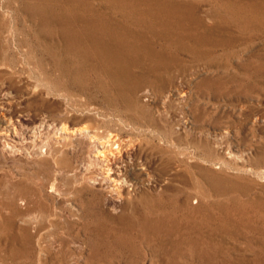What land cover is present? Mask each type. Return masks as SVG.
<instances>
[{"label": "rangeland", "instance_id": "1", "mask_svg": "<svg viewBox=\"0 0 264 264\" xmlns=\"http://www.w3.org/2000/svg\"><path fill=\"white\" fill-rule=\"evenodd\" d=\"M0 264H264V0H0Z\"/></svg>", "mask_w": 264, "mask_h": 264}, {"label": "bare ground", "instance_id": "2", "mask_svg": "<svg viewBox=\"0 0 264 264\" xmlns=\"http://www.w3.org/2000/svg\"><path fill=\"white\" fill-rule=\"evenodd\" d=\"M41 1V0H40ZM146 1V0H145ZM144 2V1H143ZM142 2V3H143ZM150 2V1H149ZM148 2V3H149ZM261 2V1H260ZM41 3V2H40ZM151 3V2H150ZM46 4H48V3H46ZM152 5V4H151ZM92 6V5H91ZM147 7V6H146ZM149 7V6H148ZM147 7V8H148ZM152 7H153V5H152ZM151 9V8H150ZM210 9V8H209ZM153 10V9H152ZM151 10V11H152ZM146 12H144V13H147L148 14V10H145ZM191 11V10H190ZM57 15V14H56ZM82 16V15H81ZM117 16V15H116ZM150 16V15H149ZM165 16V15H164ZM151 17V16H150ZM81 18V17H80ZM49 20V19H48ZM189 22V21H188ZM98 23V22H97ZM148 23V22H147ZM93 24V23H92ZM185 25V24H184ZM77 26V25H76ZM73 29V28H72ZM44 32V31H43ZM237 32V31H236ZM97 33V32H96ZM107 33V32H106ZM71 34H73V33H71ZM75 34V33H74ZM83 34H84V32H83ZM160 34V33H159ZM35 35V34H34ZM81 35V34H80ZM79 35V36H80ZM97 35V34H96ZM73 36V35H72ZM71 36V37H72ZM84 36V35H83ZM83 36H81L79 39L81 40V38L83 37ZM91 36V35H90ZM116 36V35H115ZM134 35H132V37H133ZM70 37V38H71ZM85 37V36H84ZM92 38H93V36H91ZM91 37H87V39L88 38H90V40H91ZM95 37H97V36H95ZM114 37V36H113ZM117 37H118V35H117ZM120 37H121V35H120ZM73 39H75L74 37H72ZM98 38V37H97ZM119 38V37H118ZM68 39H69V37H68ZM83 39V38H82ZM112 40H113V38H111ZM114 39H116V37H114ZM121 38H119V40H120ZM84 40V39H83ZM103 40V39H102ZM101 40V41H102ZM164 40V39H163ZM185 40V39H184ZM76 41H78V39L76 40ZM75 41V42H76ZM115 41V40H114ZM123 41H126L125 39L123 40ZM69 42V41H68ZM71 42V41H70ZM69 42V43H70ZM80 42V41H79ZM78 42V43H79ZM81 42H83V41H81ZM85 42V41H84ZM91 42V41H90ZM103 42V41H102ZM102 42H99V40L97 39H95V40H93L92 41V43H93V46H96L95 48H96V50H94V52L95 51H97V54H99V57L100 56H104L105 58H107L108 59V61L109 60H111L112 62L113 61H115V63H117V62H122L121 64H123V61L125 60V59H127V56L129 55H127V49H128V47L127 46H125L124 45V43H120V42H117V41H115L114 43H113V41H111L110 40V43H111V45L109 46V44H108V46L107 45H105V43H102ZM106 42V41H105ZM77 43V42H76ZM106 43H108V42H106ZM138 43V42H137ZM87 44V43H86ZM130 44V43H129ZM128 44V45H129ZM76 45V44H75ZM89 45H91V44H89ZM150 46V45H149ZM40 47V46H39ZM131 47V46H130ZM146 47V46H145ZM135 48V47H134ZM147 48H149V47H147ZM37 49V48H36ZM145 49V48H144ZM147 50V49H146ZM151 50V49H150ZM149 50V51H150ZM157 50V49H156ZM77 51V50H76ZM133 51V50H132ZM131 51V52H132ZM136 51V50H135ZM149 51L147 52V53H149ZM46 52V51H45ZM138 52V51H137ZM145 52V51H144ZM96 53V52H95ZM44 54V53H43ZM131 54H133V53H131ZM136 54V53H135ZM39 55V54H38ZM69 55V54H68ZM137 55V54H136ZM135 55V56H136ZM145 55V54H144ZM185 55V54H184ZM75 56V55H74ZM98 56V55H97ZM96 56V57H97ZM142 56V55H141ZM151 56V55H150ZM49 57V56H48ZM98 57V58H99ZM103 57V58H104ZM131 57H132V55H131ZM143 57H145V56H143ZM142 57V58H143ZM147 57H148V55H147ZM104 58V59H105ZM136 58V57H135ZM134 58V59H135ZM137 58H138V56H137ZM141 58V59H142ZM60 59H61V57H60ZM74 59V58H73ZM100 59H102L101 57H100ZM106 59V60H107ZM131 59V58H130ZM103 60V59H102ZM106 60H105V62H106ZM139 60V59H138ZM138 60H137V62H138ZM132 61V60H131ZM136 60H134V62H135ZM104 62V61H103ZM104 62V63H105ZM111 62V63H112ZM125 62V61H124ZM127 62H128V60H127ZM133 62V61H132ZM140 62V61H139ZM108 64H110V63H108ZM147 64V63H146ZM111 65V64H110ZM119 65V64H118ZM124 65V64H123ZM117 66V65H116ZM122 66V65H121ZM117 68V67H116ZM138 68V67H137ZM120 69V68H119ZM124 70V69H123ZM131 70V69H130ZM93 74V73H92ZM155 79V78H154ZM104 90V89H103ZM102 90V91H103ZM112 90V89H111ZM131 90V89H130ZM117 92V91H116ZM148 96V95H147ZM126 99V98H125ZM187 121V120H186ZM64 126V125H63ZM65 130V129H64ZM166 130V129H165ZM164 133H165V131H164ZM163 134V133H162ZM110 139V138H109ZM220 140V139H219ZM222 140V139H221ZM109 142V141H108ZM34 143V142H33ZM209 144V143H208ZM218 147V146H217ZM221 149V148H220ZM156 150V149H155ZM160 151V150H159ZM158 151V152H159ZM145 152V151H144ZM143 152V153H144ZM155 152V151H154ZM168 154V153H167ZM208 155V154H207ZM161 156H162V154H161ZM106 158V157H105ZM104 158V159H105ZM146 158V157H145ZM152 160H153V158H152ZM64 161V160H63ZM48 162V161H47ZM125 162V161H124ZM126 165V164H125ZM109 166V165H108ZM146 167V166H145ZM125 168V167H124ZM166 168V167H165ZM146 171H148V170H146ZM203 171H205V170H203ZM76 173V172H75ZM121 173V172H120ZM122 174V173H121ZM202 174V173H201ZM112 175V174H111ZM92 177V176H91ZM94 179V178H93ZM180 179V178H179ZM182 179V178H181ZM114 181V180H113ZM156 181V180H155ZM81 182V181H80ZM94 182V181H93ZM193 182V181H192ZM96 183V182H95ZM98 184H99V182H97ZM212 184V183H211ZM149 185V184H148ZM160 185V184H159ZM193 187V186H192ZM215 187V186H214ZM218 188V187H217ZM216 188V189H217ZM220 191V190H219ZM227 192V191H226ZM159 194V193H158ZM170 198V197H169ZM150 199H152V198H150ZM201 199V198H200ZM207 200V199H206ZM217 201V200H216ZM221 201V200H220ZM150 202V201H149ZM198 202V201H197ZM152 204V203H151ZM159 204V203H158ZM156 205V204H155ZM200 205V204H199ZM160 207V206H159ZM201 209V208H200ZM154 212H156V211H154ZM214 214V213H213ZM166 216V215H165ZM168 216V215H167ZM189 217V216H188ZM194 217V216H193ZM192 218V217H191ZM159 222H160V220H159ZM164 222V221H163ZM145 223V222H144ZM152 223V222H151ZM160 224V223H159ZM157 226V225H156ZM172 227V226H171ZM149 228V227H148ZM163 229V228H162ZM190 229V228H189ZM155 231V230H154ZM172 232V231H171ZM201 232V231H200ZM154 234V233H153ZM161 234V233H160ZM189 236V235H188ZM170 237V236H169ZM173 241V240H172ZM178 244V243H177ZM43 251V250H42ZM168 255H169V253H168Z\"/></svg>", "mask_w": 264, "mask_h": 264}]
</instances>
